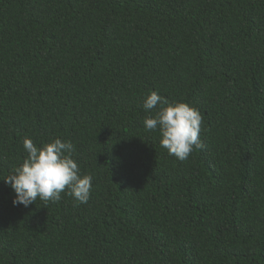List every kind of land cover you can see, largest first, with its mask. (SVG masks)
Listing matches in <instances>:
<instances>
[{"label":"trees","instance_id":"obj_1","mask_svg":"<svg viewBox=\"0 0 264 264\" xmlns=\"http://www.w3.org/2000/svg\"><path fill=\"white\" fill-rule=\"evenodd\" d=\"M157 91L202 116L180 161ZM71 140L88 202L2 178ZM0 264H264V0H0Z\"/></svg>","mask_w":264,"mask_h":264},{"label":"clouds","instance_id":"obj_2","mask_svg":"<svg viewBox=\"0 0 264 264\" xmlns=\"http://www.w3.org/2000/svg\"><path fill=\"white\" fill-rule=\"evenodd\" d=\"M143 108L146 112L155 110L144 118L143 126L146 131H158L160 146L169 155L184 161L194 149L202 147L199 139L202 116L195 107L186 102H169L152 91L145 97ZM23 148L27 153L23 163L2 178L15 193L13 205L28 207L37 198L45 203L58 202L66 189L77 205L88 202L92 176L80 173L71 140L54 138L37 146L25 138Z\"/></svg>","mask_w":264,"mask_h":264}]
</instances>
